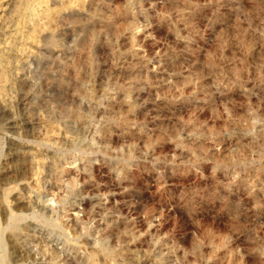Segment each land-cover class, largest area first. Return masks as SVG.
Instances as JSON below:
<instances>
[{"label":"rangeland","instance_id":"obj_1","mask_svg":"<svg viewBox=\"0 0 264 264\" xmlns=\"http://www.w3.org/2000/svg\"><path fill=\"white\" fill-rule=\"evenodd\" d=\"M0 8V264H264V0Z\"/></svg>","mask_w":264,"mask_h":264},{"label":"bare ground","instance_id":"obj_2","mask_svg":"<svg viewBox=\"0 0 264 264\" xmlns=\"http://www.w3.org/2000/svg\"><path fill=\"white\" fill-rule=\"evenodd\" d=\"M25 1H26V0H25ZM42 1H43V0H42ZM62 1H63V0H62ZM4 2H5V1H4ZM12 2H13V1H12ZM12 2H11V3H12ZM32 2H33V1H32ZM37 2H39V1H37ZM40 2H41V1H40ZM66 2H67V1H66ZM27 3H28V1H27ZM43 3H44V2H43ZM13 4H14V3H13ZM20 4H21V3H20ZM30 4H32V3H30ZM36 4H37V3H36ZM11 5H12V4H11ZM16 5H17V4H16ZM18 5H19V4H18ZM23 6H24V5H23ZM39 6H40V5H39ZM66 6H67V4H66ZM12 7H13V6H12ZM20 7H21V6H20ZM37 7H38V6H37ZM37 7H36V8H37ZM44 7H45V6H44ZM44 7H43V8H44ZM48 7H49V6H48ZM23 8H24V7H23ZM45 8H46V7H45ZM0 9H1V8H0ZM32 9H33V8H32ZM33 10H34V9H33ZM49 10H50V9H49ZM35 11H36V10H35ZM35 11H34V12H35ZM20 12H21V11H20ZM49 12H50V11H49ZM10 13H11V12H10ZM29 13H30V12H29ZM32 13H33V12H32ZM32 13H31V14H32ZM19 14H21V13H19ZM45 14H46V13H45ZM10 15H11V14H10ZM7 16H8V15H7ZM23 16H24V15H23ZM55 16H56V15H55ZM8 18H9V17H8ZM27 18H28V17H27ZM27 18H26V19H27ZM34 18H35V17H34ZM40 19H41V18H40ZM44 19H45V18H44ZM24 20H25V19H24ZM9 21H10V20H9ZM27 21H28V20H27ZM15 22H16V21H15ZM22 22H23V20H22ZM3 23H4V22H3ZM56 23H57V22H56ZM11 24H12V23H11ZM21 24H22V23H21ZM5 26H6V25H5ZM7 26H8V25H7ZM17 26H18V25H17ZM27 26H28V25H27ZM23 27H24V26H23ZM31 27H32V26H31ZM35 27H36V26H35ZM38 27H39V26H38ZM54 27H55V26H54ZM0 29H1V28H0ZM40 29H41V28H40ZM43 29H44V28H43ZM4 30H5V29H4ZM8 30H9V29H8ZM6 32H7V31H6ZM21 32H22V31H21ZM3 33H4V31H3ZM31 33H33V32H31ZM12 35H14V34H12ZM16 36H17V35H16ZM12 37H13V36H12ZM23 37H24V36H23ZM37 37H38V36H37ZM14 39H15V37H14ZM25 39H26V38H25ZM25 39H24V40H25ZM36 39H37V38H36ZM9 40H10V39H9ZM11 40H12V39H11ZM5 42H6V41H5ZM13 42H14V41H13ZM1 43H2V42H1ZM6 43H7V42H6ZM29 43H30V42H29ZM2 44H3V43H2ZM4 44H5V43H4ZM13 44H14V43H13ZM29 45H30V44H29ZM0 46H1V45H0ZM5 46H6V45H5ZM16 47H17V46H16ZM30 47H31V46H30ZM0 48H1V47H0ZM32 48H33V47H32ZM34 48H36V47H34ZM20 50H21V48H20ZM23 51H24V50H23ZM2 53H3V52H2ZM11 53H12V52H11ZM11 53H10V54H11ZM16 53H17V52H16ZM21 54H22V53H21ZM5 55H6V54H5ZM17 56H18V55H17ZM4 58H5V57H4ZM6 58H7V57H6ZM9 58H10V57H9ZM12 59H13V58H12ZM4 61H5V59H4ZM0 63H1V62H0ZM3 64H4V63H3ZM4 69H5V68H4ZM4 69H3V70H4ZM5 70H6V69H5ZM5 70H4V71H5ZM6 73H7V72H6ZM6 73H5V74H6ZM7 75H8V73H7ZM1 79H2V78H1ZM2 80H3V79H2ZM2 83H4V81H3ZM0 87H1V86H0ZM0 95H1V94H0ZM3 105H4V104H3ZM38 164H39V163H38ZM13 232L15 233V230H14ZM13 232H12V233H13Z\"/></svg>","mask_w":264,"mask_h":264}]
</instances>
